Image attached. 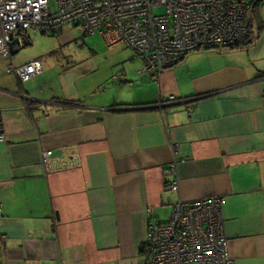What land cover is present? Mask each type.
<instances>
[{
	"label": "crops",
	"instance_id": "1",
	"mask_svg": "<svg viewBox=\"0 0 264 264\" xmlns=\"http://www.w3.org/2000/svg\"><path fill=\"white\" fill-rule=\"evenodd\" d=\"M251 27L249 48L192 54L160 75H141L125 47L82 75L37 47L49 34H24L23 58L0 57V264H142L149 222L210 197L223 199L230 257L264 264V2ZM36 60L43 72L28 81L8 73Z\"/></svg>",
	"mask_w": 264,
	"mask_h": 264
},
{
	"label": "built area",
	"instance_id": "2",
	"mask_svg": "<svg viewBox=\"0 0 264 264\" xmlns=\"http://www.w3.org/2000/svg\"><path fill=\"white\" fill-rule=\"evenodd\" d=\"M258 1L55 0L53 10L49 0H0V57L11 60L10 44L22 47L24 34H58L75 26L86 35L103 37L109 49H130L143 62L141 75H160L192 54L241 44ZM42 72L37 60L8 68L22 82ZM175 102L170 97L157 107ZM5 140L0 117V143ZM172 150L180 154L178 146ZM52 157V151L42 153L46 167ZM179 162L164 169L165 176L174 180L173 191L178 189ZM222 202L220 197L179 202L164 223L149 222L142 264H236L228 252Z\"/></svg>",
	"mask_w": 264,
	"mask_h": 264
},
{
	"label": "rangeland",
	"instance_id": "3",
	"mask_svg": "<svg viewBox=\"0 0 264 264\" xmlns=\"http://www.w3.org/2000/svg\"><path fill=\"white\" fill-rule=\"evenodd\" d=\"M49 2L50 6L54 10L55 0H49ZM71 37H74V41L72 43L66 46H60L56 36H40L39 38H41L43 41L38 42L37 47H50L54 49V51H56L55 59L57 62H63L67 66L69 64L71 67L80 66L77 69L79 72H81L80 74L92 72L98 66H100V70L104 69L106 64L109 62L106 55H112L115 53H111L112 50L107 48L103 37L98 34L86 35L80 29L73 28ZM125 50L128 52L130 51L129 49ZM92 54L99 56V59L93 61ZM17 56L19 59L23 58L25 56V49L21 50L14 57Z\"/></svg>",
	"mask_w": 264,
	"mask_h": 264
},
{
	"label": "trees",
	"instance_id": "4",
	"mask_svg": "<svg viewBox=\"0 0 264 264\" xmlns=\"http://www.w3.org/2000/svg\"><path fill=\"white\" fill-rule=\"evenodd\" d=\"M263 2H264V0H260L253 7L251 17L248 19V33H247L245 40L241 44H239L238 46L233 47V48H229L227 50H237V49L249 48L251 45H253L255 43V41L258 39V36L254 35V33L252 31L251 23H252V19L257 16L259 7ZM44 34H46V33H44ZM49 35L54 37L57 34H49ZM28 44H29V42L26 41V45H28Z\"/></svg>",
	"mask_w": 264,
	"mask_h": 264
},
{
	"label": "water",
	"instance_id": "5",
	"mask_svg": "<svg viewBox=\"0 0 264 264\" xmlns=\"http://www.w3.org/2000/svg\"><path fill=\"white\" fill-rule=\"evenodd\" d=\"M10 48H11V51H12V56H15L18 52H15V51L13 50V48H14V43H11V44H10Z\"/></svg>",
	"mask_w": 264,
	"mask_h": 264
}]
</instances>
